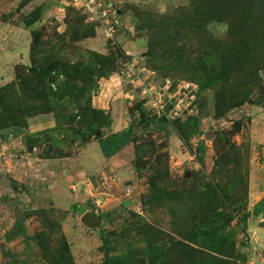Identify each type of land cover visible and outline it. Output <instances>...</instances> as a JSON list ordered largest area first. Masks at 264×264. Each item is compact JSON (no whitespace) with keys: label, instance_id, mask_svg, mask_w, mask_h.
<instances>
[{"label":"rangeland","instance_id":"rangeland-1","mask_svg":"<svg viewBox=\"0 0 264 264\" xmlns=\"http://www.w3.org/2000/svg\"><path fill=\"white\" fill-rule=\"evenodd\" d=\"M127 127L85 224L50 189ZM262 199L264 0H0V264H264Z\"/></svg>","mask_w":264,"mask_h":264},{"label":"crops","instance_id":"crops-1","mask_svg":"<svg viewBox=\"0 0 264 264\" xmlns=\"http://www.w3.org/2000/svg\"><path fill=\"white\" fill-rule=\"evenodd\" d=\"M110 124H112V123H110ZM112 133H116V131H111L108 135H110ZM125 147H123L117 154H115L112 157L107 158V159L102 157L99 150H98L99 154L93 155L94 158L88 157L87 158L88 162L86 161V164L84 165L87 168L86 169L80 168L76 172V174H74V176H72L73 183L70 184L69 187L64 186L63 189L61 188L59 190H55V192H53L54 190L50 189V191H51L50 198L52 199V201L54 203H56L57 205L62 204L65 207V209L68 211H74L76 209L79 210L81 212L80 218H81L83 223L85 222V224H89L90 222H92L94 220V218L92 217V215L90 213L91 211L88 212V210H86L84 208V206L80 204V201L77 200V197H78V199H79V197H82V198L84 197L83 194H81V191L85 190L83 188V185H86V190H88L87 186L90 185V188H92V190L90 192L89 191L88 192L90 193V195H92V193H94V187L92 186L93 185L92 182L96 181V183H97V180L100 181L106 175L105 173H111L112 174V176H110L111 178H110V183H109L110 187H111L110 190L114 189V187H115V189L112 191L113 194H109V195L111 197H114L116 195H118L120 197V194L124 193L123 195L127 196V193L125 191L130 189L131 185L129 184V182L126 179L131 174V171L124 168V166L121 165V167L116 168L118 170L116 172L115 170L114 171L111 170V167L108 165V162L113 158L114 159L115 158H124V156L122 155V151ZM97 149H98V147H97ZM52 161H53V163H55V160H52ZM41 166L47 168L48 163L46 162L45 164H41ZM55 167H57V164ZM55 172H56L55 170H54V172H52V175H54V177L57 175ZM65 172H66V170H64V174H65ZM103 174H104V176H103ZM54 182L57 183L58 181H56L54 179ZM80 183H81V185H80ZM52 187H53V184H51V188ZM70 189H76V192L74 193L73 190L71 191ZM89 198H90V200H89L90 205H92V204H93V206L98 205L99 201L93 200V198H91V196H89ZM84 199H86V198H84Z\"/></svg>","mask_w":264,"mask_h":264},{"label":"trees","instance_id":"trees-1","mask_svg":"<svg viewBox=\"0 0 264 264\" xmlns=\"http://www.w3.org/2000/svg\"><path fill=\"white\" fill-rule=\"evenodd\" d=\"M204 15H206L205 11H204V14H202V16ZM37 17H38V10L34 12V16L27 22V24H31L33 21L37 19ZM160 52H161V54L159 55L160 58H163L164 60L169 58V56L166 55V51L160 50ZM231 66H232V63L227 64V67L225 68V70L231 68ZM224 73L226 72L224 71ZM201 81L205 83L206 85L211 86V85H215V83H217L218 80L216 76H212L210 78L205 77ZM96 138H97L98 150L100 154L102 155V157L105 159L110 158L113 155L117 154L123 147L127 146L133 140L132 135H131V129L129 127H127L125 130L112 133L108 136H105V137L97 136ZM263 202H264V199L260 201V203H263ZM31 212L32 211H24L23 213L18 214V216H16L15 221L11 227V230L8 232V236H14L18 234L19 232H22V229H23L22 219L24 218V216H28ZM223 230L224 228L220 227V228H217L216 230H212L209 234L214 232L212 234V236L214 237H211V239L214 240L213 243H222L224 246L223 249H230L232 248L233 242L231 240H228V237L226 233L223 232ZM106 262L107 264H121V261L117 259H108L106 260Z\"/></svg>","mask_w":264,"mask_h":264},{"label":"built area","instance_id":"built-area-1","mask_svg":"<svg viewBox=\"0 0 264 264\" xmlns=\"http://www.w3.org/2000/svg\"><path fill=\"white\" fill-rule=\"evenodd\" d=\"M188 87H195V85L190 84V83H185V84L183 85V89H186V88H188Z\"/></svg>","mask_w":264,"mask_h":264}]
</instances>
